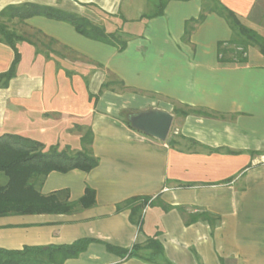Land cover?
Segmentation results:
<instances>
[{
	"label": "crops",
	"instance_id": "1",
	"mask_svg": "<svg viewBox=\"0 0 264 264\" xmlns=\"http://www.w3.org/2000/svg\"><path fill=\"white\" fill-rule=\"evenodd\" d=\"M220 1L244 24H256L250 15L258 0ZM26 2L83 16L126 44L118 50L45 16L23 20L54 46L17 43L16 75L0 87V134L73 153L89 128L97 165L88 172L53 170L38 189H66L77 201L89 186L94 204L68 213L1 215L0 247L85 237L92 239L87 247L59 264H264V55L258 48L250 46L243 63L220 62L218 44L231 29L214 12L185 34L201 0H166L161 13L159 0H0V10ZM12 59V48L0 42V72ZM151 107L173 115L165 141L124 122L128 112ZM174 108L209 114L180 115ZM134 196L149 198L139 224L129 220V208L116 209ZM202 212L210 219L187 222ZM154 236L162 256L121 252Z\"/></svg>",
	"mask_w": 264,
	"mask_h": 264
},
{
	"label": "trees",
	"instance_id": "2",
	"mask_svg": "<svg viewBox=\"0 0 264 264\" xmlns=\"http://www.w3.org/2000/svg\"><path fill=\"white\" fill-rule=\"evenodd\" d=\"M159 1V9L156 13L162 12L166 2V0ZM210 12L222 16L231 29V37L218 44L220 62H245L247 49L250 46L257 47L264 55V37L245 25L237 14L220 0H201V10L198 16L186 21L185 34L189 33L193 24L202 21ZM34 15L68 22L83 36L110 44L118 50L123 49L126 44V41L120 39L115 33L106 32L102 26L93 24L87 18L75 13L31 2L8 4L0 10V42L12 48L13 59L9 68L0 72V87H6L9 80L16 75V68L21 59L17 43L25 41L34 45L27 37L8 29L1 20L17 19L22 23L23 20ZM49 41L54 42L53 39H49ZM112 82L102 83L100 90L107 88ZM89 97L91 98L92 95ZM190 111L204 115L209 114L200 109H173L174 113L180 115H185ZM124 122L129 125L126 117H124ZM91 140L92 132L88 128L80 138L82 148L71 153L68 151V147L59 149L57 145H50L46 148L40 141L20 134H0V176L3 175L6 178L3 183H0V216L11 213H68L75 210L76 207L86 208L94 204V190L89 186L85 187L84 194L77 201L69 200L66 189L56 190L49 194H42L38 189L44 177L53 170L66 172L78 168L88 172L94 168L98 163V158L88 148ZM148 199L143 196L130 197L117 204L116 209L129 208V220L139 224L141 210ZM168 208V205H163V209ZM178 208L183 210V207ZM196 216L210 219L208 213L202 212L191 216L187 222L196 219ZM91 241V238L83 237L65 244L25 245L19 249L0 247V264H59L66 259L77 257ZM107 248L115 250L109 244H107ZM140 250H147L145 253L147 260L155 259L158 255L162 256L163 251L160 242L154 236L149 238L144 245L134 244L129 250L121 252L135 256Z\"/></svg>",
	"mask_w": 264,
	"mask_h": 264
},
{
	"label": "water",
	"instance_id": "3",
	"mask_svg": "<svg viewBox=\"0 0 264 264\" xmlns=\"http://www.w3.org/2000/svg\"><path fill=\"white\" fill-rule=\"evenodd\" d=\"M172 119L173 115L169 111L155 107L126 114L131 128L160 141L166 140Z\"/></svg>",
	"mask_w": 264,
	"mask_h": 264
},
{
	"label": "rangeland",
	"instance_id": "4",
	"mask_svg": "<svg viewBox=\"0 0 264 264\" xmlns=\"http://www.w3.org/2000/svg\"><path fill=\"white\" fill-rule=\"evenodd\" d=\"M139 7H140V4H139ZM250 18H251V21H253L256 24L249 25L247 22H245L246 23L245 25H247L248 27L256 31L258 34H260L262 37H264V0L257 1L250 15ZM1 21L5 23L8 29L15 31L17 34L27 37L31 42L34 43L35 47L38 50H46L47 47L50 49V48H53L54 46V44L51 43L49 40H47L38 30H32V29L27 28L24 24L21 23L20 20L2 19ZM119 37H124V36L120 35ZM5 179H6L5 176L1 175L0 183H3Z\"/></svg>",
	"mask_w": 264,
	"mask_h": 264
}]
</instances>
